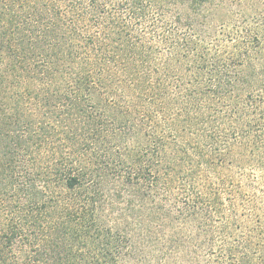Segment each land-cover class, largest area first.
Returning <instances> with one entry per match:
<instances>
[{
    "label": "trees",
    "instance_id": "obj_1",
    "mask_svg": "<svg viewBox=\"0 0 264 264\" xmlns=\"http://www.w3.org/2000/svg\"><path fill=\"white\" fill-rule=\"evenodd\" d=\"M113 1L0 0V264H264V230L214 249L230 166L264 176V50L207 48L214 0ZM149 7L192 34L161 58Z\"/></svg>",
    "mask_w": 264,
    "mask_h": 264
},
{
    "label": "rangeland",
    "instance_id": "obj_2",
    "mask_svg": "<svg viewBox=\"0 0 264 264\" xmlns=\"http://www.w3.org/2000/svg\"><path fill=\"white\" fill-rule=\"evenodd\" d=\"M113 2L119 3L121 0ZM109 12L123 19L129 16L126 10L115 13L111 9ZM176 15L174 8L160 10L149 7L145 19L132 23L133 35L146 39L153 56L161 58L166 55L168 42L192 35L188 33L185 23L177 24ZM199 15L212 21L200 28L203 40L206 37L204 42L208 49L224 55L241 52L251 58L250 62L256 68L259 67V51L264 50V0H214ZM185 19L186 15H183L182 20ZM241 141L238 139L234 142L242 146ZM227 176V186L215 191L225 204V215L217 217L214 222V249L217 254H222L225 244L237 245L247 239L256 243L259 231L264 230V176L252 165L244 168L231 165ZM229 204L235 205V211L231 215L229 234L224 235L222 227L230 214Z\"/></svg>",
    "mask_w": 264,
    "mask_h": 264
}]
</instances>
